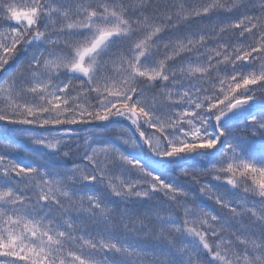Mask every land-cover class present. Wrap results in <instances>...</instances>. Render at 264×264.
<instances>
[{"label": "snow or ice", "instance_id": "6c2138e0", "mask_svg": "<svg viewBox=\"0 0 264 264\" xmlns=\"http://www.w3.org/2000/svg\"><path fill=\"white\" fill-rule=\"evenodd\" d=\"M0 264H264V0H0Z\"/></svg>", "mask_w": 264, "mask_h": 264}]
</instances>
